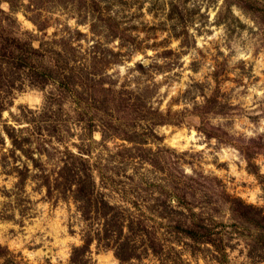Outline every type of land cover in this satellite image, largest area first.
I'll return each instance as SVG.
<instances>
[{
  "label": "rangeland",
  "instance_id": "374dc122",
  "mask_svg": "<svg viewBox=\"0 0 264 264\" xmlns=\"http://www.w3.org/2000/svg\"><path fill=\"white\" fill-rule=\"evenodd\" d=\"M0 264H264V0H0Z\"/></svg>",
  "mask_w": 264,
  "mask_h": 264
}]
</instances>
